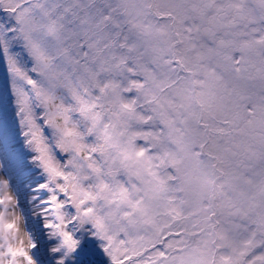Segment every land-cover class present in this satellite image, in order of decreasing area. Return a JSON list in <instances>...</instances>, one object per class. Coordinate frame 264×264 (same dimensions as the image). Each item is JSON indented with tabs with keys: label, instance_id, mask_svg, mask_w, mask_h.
<instances>
[{
	"label": "snow or ice",
	"instance_id": "1",
	"mask_svg": "<svg viewBox=\"0 0 264 264\" xmlns=\"http://www.w3.org/2000/svg\"><path fill=\"white\" fill-rule=\"evenodd\" d=\"M0 264H264V0H0Z\"/></svg>",
	"mask_w": 264,
	"mask_h": 264
},
{
	"label": "rangeland",
	"instance_id": "2",
	"mask_svg": "<svg viewBox=\"0 0 264 264\" xmlns=\"http://www.w3.org/2000/svg\"><path fill=\"white\" fill-rule=\"evenodd\" d=\"M2 72H3V70H2V69H0V75H2Z\"/></svg>",
	"mask_w": 264,
	"mask_h": 264
}]
</instances>
